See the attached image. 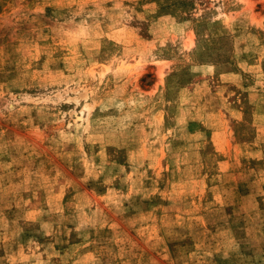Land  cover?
Here are the masks:
<instances>
[{"label": "rangeland", "instance_id": "rangeland-1", "mask_svg": "<svg viewBox=\"0 0 264 264\" xmlns=\"http://www.w3.org/2000/svg\"><path fill=\"white\" fill-rule=\"evenodd\" d=\"M0 264H264V0H0Z\"/></svg>", "mask_w": 264, "mask_h": 264}]
</instances>
